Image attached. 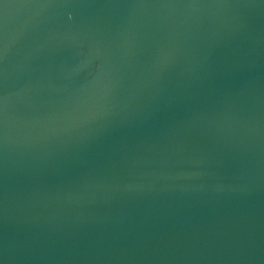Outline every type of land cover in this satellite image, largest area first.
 <instances>
[{"label": "water", "instance_id": "95a60500", "mask_svg": "<svg viewBox=\"0 0 264 264\" xmlns=\"http://www.w3.org/2000/svg\"><path fill=\"white\" fill-rule=\"evenodd\" d=\"M0 264H264V0H0Z\"/></svg>", "mask_w": 264, "mask_h": 264}]
</instances>
